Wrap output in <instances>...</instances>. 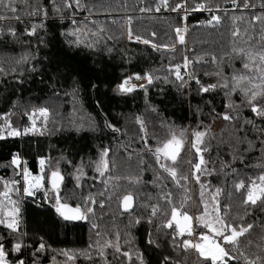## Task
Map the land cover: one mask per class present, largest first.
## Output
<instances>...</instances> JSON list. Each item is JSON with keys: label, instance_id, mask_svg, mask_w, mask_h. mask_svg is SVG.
<instances>
[{"label": "snow or ice", "instance_id": "1", "mask_svg": "<svg viewBox=\"0 0 264 264\" xmlns=\"http://www.w3.org/2000/svg\"><path fill=\"white\" fill-rule=\"evenodd\" d=\"M21 4L26 8L25 16L21 15ZM122 7L127 9L128 6L125 3ZM138 11L142 14L176 13V23L170 25L173 43H156V32L151 33V39L141 36L132 27L135 18L131 15L122 18V23L115 17L108 20L112 9L102 0H0V40L5 44L23 45L22 37L35 39L34 51H26L19 57L0 54V86L11 90L10 95L3 97L11 108L0 123V141L83 132L93 133L101 141L111 137L107 145L100 143L96 147L95 155L80 156L78 161L61 153L53 163L51 157L41 155L38 176L29 170L22 153L8 150L7 162L0 163L3 169L0 175V264H42V258L49 254L51 264H76L80 259L86 264H151L148 253L158 250V264H264V0H223V4L218 0L211 3L196 0L194 4L189 0H139ZM196 12L210 15L206 21L192 27L215 29L223 26L225 20L231 21L230 50L219 58L211 55L210 62L216 69L204 73L214 77V81L202 80L196 70V65L202 64L209 54L190 57L187 53L188 17ZM100 15L105 16V20H100ZM11 21L24 27L14 26ZM112 25H119L118 35L111 31ZM60 37L68 50H74L77 56L83 54L85 61L93 60L95 68L90 73H81L67 64L64 65L67 72L61 73L58 65L51 82L45 81L40 50ZM123 39L143 44L154 52H161L162 56L170 54L167 74H158L159 69L123 71L110 83L103 79L109 63H115L114 52L117 51L115 43L109 41ZM178 51L184 53L182 64H173L171 61ZM119 55L121 67L125 62L132 63L123 48L119 49ZM236 61L240 62V68L236 67ZM228 69L231 72L226 75ZM37 76L41 83H48L54 90L59 81L64 80L60 86L71 88V92L65 91L64 95L71 96L73 102H79L81 90L94 92L99 119L89 117L87 126L72 122V126L67 127L52 115L49 107L25 103L22 97H16L17 89L22 90ZM106 83L107 90H102ZM161 84L174 89L181 104H187L195 127L190 124L188 128L177 130L162 119L160 126L168 128L169 136L163 142L157 139L153 147L146 123L140 116L135 117L138 138L132 137L109 118L103 100L119 97L126 103L127 98H136L133 94L139 89L147 104L151 88L165 92ZM54 95L60 93L54 91ZM151 111L160 115L154 106ZM14 113L21 117L19 126L9 118ZM37 118H40L39 126ZM207 119L213 123L224 122L226 130L217 137L211 133V124L205 123ZM125 136L127 141L121 139ZM113 141L123 148L128 160L133 155L137 157L135 175H114L119 163L112 151ZM188 153L192 154L191 158ZM256 153L257 163L249 164L247 161ZM61 163L73 170L75 187L82 190L75 205L61 195L64 182ZM183 165H187V169ZM148 171L153 175V187L159 191L155 200L147 194L137 205L134 203L137 194L128 190L121 192L119 180H126L134 188L146 185L147 181H142L140 174ZM242 173L246 178H242ZM219 174L234 178L232 191L212 186L208 178ZM88 181H91L90 188L99 185L103 190L83 195ZM193 182L199 186V203L203 205L198 216L184 210L187 186ZM172 188L183 193L179 204ZM221 196L225 197L223 203ZM234 197H238L239 203L235 214ZM28 198H32L31 202L37 207L47 205L66 228L87 224L90 232L87 247L56 249L43 235H38V230H29L24 216ZM114 200L117 210L112 215H119L124 227L121 229L113 220V229L109 230L102 227L100 221L104 220ZM97 208L102 213L99 216ZM134 230L144 232L142 246L137 245ZM165 246L171 247L176 258L163 254Z\"/></svg>", "mask_w": 264, "mask_h": 264}, {"label": "trees", "instance_id": "2", "mask_svg": "<svg viewBox=\"0 0 264 264\" xmlns=\"http://www.w3.org/2000/svg\"><path fill=\"white\" fill-rule=\"evenodd\" d=\"M34 2V0H33ZM46 2V0H42ZM102 2L107 6L110 5L112 9V16L107 17L111 20L115 17L117 20L123 22V16L125 14L134 15L133 29L141 36L148 37L151 39V33L156 32L155 42L158 44H172L174 33L170 25H175L177 16L176 14L167 13L164 15H137L139 0H102ZM151 2V0H149ZM175 2V0H173ZM196 0H189V3H195ZM201 2L211 3L212 0H201ZM218 2L223 4V0H218ZM127 4V9L122 7L123 4ZM136 6V7H134ZM26 8L21 4V15L25 16ZM100 20H105V16L100 15L98 17ZM208 17L199 14H193L188 17L189 32L186 35V45L187 53L190 57H194L197 54L208 53L204 57V61L200 65H196V70L199 73L202 80H213L212 76H205L204 73L207 71L209 73L214 72L216 66L212 64L211 55H216L218 58L230 50L232 46V41L230 37V20H225L223 26L219 28H208V27H192L193 25H198L203 21H206ZM7 23V22H6ZM14 26L23 28L24 25H16L15 21H11ZM63 30V29H61ZM119 25H112L111 31L115 34H119ZM24 44L21 45L17 43L15 45L5 44L4 41L0 40V54H6L10 57H19L26 51L35 50V39L22 37ZM110 44L115 43L117 49L114 52L115 63H109L106 68V73L102 76L103 79L109 83L115 78V76L121 74L123 71L128 72H140L159 69L160 75L167 74L166 70L169 65V59L167 58L170 54L162 53L157 51L154 52L151 48L143 45L127 42L126 39L119 41H109ZM178 48L182 46L177 45ZM15 49L14 51L12 49ZM123 48L129 57L132 58V63L125 62L121 67L119 49ZM40 58L42 60V71L44 72L45 81L51 82V78L57 73V66L59 65V71L61 73H66L67 69L64 65H71L73 68L78 69L81 73H90L95 65L93 60L90 58L87 61L83 59V54L77 56L74 50H68L67 45L63 43V38L60 37L59 40H53L48 47L42 48L40 50ZM183 51H178L175 54L172 63L182 64ZM108 58L105 57V60ZM236 67L240 68L241 64L236 61ZM8 67L7 64L3 65ZM230 69L226 71V75H229ZM174 79V76L171 77ZM65 83L64 80H60L57 84L55 90L48 86V83H41L40 77L37 76L35 81H29L26 83L22 90L19 88L16 92V97H22L25 103H31L36 106H47L52 110V115L57 120H62L65 126L71 127L72 122L77 124L83 123L87 126L88 118H96L97 111L96 103L97 97L91 90L84 92L81 90L79 93V102H73L71 96H65L64 92H71V88L65 89L60 85ZM70 84L71 81L69 80ZM161 87L165 88L164 93H159L156 88H151L148 103H145V98L143 93L138 89L137 93L133 95L136 97L132 99L127 98V102L117 97L116 99L105 98L103 100L104 108L107 109V115L113 122H118L121 126L122 131H126L132 137H137L138 125L135 122V117L140 116L146 123V127L149 134V140L153 147H155L157 139L163 142L169 136L168 128L161 127V120L167 121L169 124H173L177 130L180 128H188L192 124V117L189 113L187 104H181L180 98L177 96L174 89L170 86L161 84ZM102 90H107V83L103 86ZM54 91L60 93L59 96L54 95ZM11 90H5L3 86H0V121L2 123L3 116L5 113L10 111V104H6L3 97L10 95ZM16 97H13L15 99ZM238 101V97H237ZM156 107L160 115L151 111V107ZM11 120L16 118L17 126L21 125V117L19 113H14L9 117ZM206 124H211V133L215 134L217 137L220 136L222 130H226V125L224 122L217 120L214 123L207 119ZM191 129H189L190 131ZM138 138V137H137ZM122 140L127 141L128 137H121ZM111 140V137H105L103 141L96 138L93 133L83 132L79 135L75 133H63L54 136H29L23 139L17 138L15 142H3L0 141V163H6L9 156L8 150L11 149L12 152H20L23 154V158L28 161L29 170L33 175H37L40 167L38 160L41 155L45 157H51L53 163L59 159L61 153L66 156L74 157L79 160L80 156H92L95 155L96 147L100 143L107 145ZM215 144V141H213ZM134 147H139V145H133ZM112 151L116 154V159L118 160L119 166L114 173L117 176H126L128 174L135 175L137 173V157L133 155L131 160H128L127 155L124 154L123 148L118 147L113 141ZM215 147L213 148V158H215ZM185 153L182 152L181 156ZM223 155V154H222ZM207 158V154H205ZM256 156L258 153L253 154L247 161L249 164L257 163ZM188 157L191 158L192 154L188 153ZM226 158V157H225ZM151 160V157H148ZM187 169V165H183ZM242 167V166H239ZM61 171L64 176V182L61 185V195L67 196L68 202L75 205L80 200L81 189L75 187L76 181L73 179L71 173L72 169L68 168L66 165L61 163ZM257 172L259 170H256ZM3 174V169L0 168V175ZM9 176L11 172L9 171ZM142 181H147L146 185H141L139 187H132L128 185L127 181L124 179L119 180L120 191L125 190L135 192V204H139L145 199L147 194L153 196V200L156 198V194L159 189L153 187L152 180L153 175L151 171L141 173ZM242 178L244 174L242 173ZM211 181L213 187L219 186L225 189V191H232L233 177L225 176L224 174L214 175L208 178ZM91 181L85 184L83 189V195H88L89 192L96 194L103 189L101 186L97 185L94 188H90ZM188 199L185 202L184 210L194 215H199L202 212L203 205L199 203V186L193 183H189L188 186ZM175 196L176 203L179 204L183 193L175 188H172ZM39 196V195H38ZM97 199L100 197L97 196ZM32 198H28L25 204V220L26 227L29 230H38V235H43L45 240L56 249H81L86 248L89 243V226L87 224H81L76 227H64L63 222L59 221L56 217L55 212L50 209L47 205H41L37 207L36 204L31 202ZM222 203L225 201V197L221 196ZM39 203V201H37ZM239 209L238 197L233 199V213L235 214ZM117 210V203L114 200L111 203L110 208L106 215H104V220L100 221L102 227H107L109 230L113 229L112 221L114 220L116 225L123 229L124 225L120 223L121 217L119 215L113 216ZM139 210V209H137ZM101 210L97 208V215H101ZM192 215V214H191ZM257 231H259L257 229ZM135 237L137 240V245L142 246L144 240V232L139 230H134ZM32 233L30 232V235ZM141 250L145 249L141 247ZM163 254H171L173 258H176V253L172 251L170 246H165L163 248ZM160 251L149 252L147 258L151 260V264H158ZM58 259L63 260V257ZM194 259V255L192 257ZM42 264H51V254L42 258ZM71 264V262H69ZM76 264H86L83 259L76 261Z\"/></svg>", "mask_w": 264, "mask_h": 264}, {"label": "built area", "instance_id": "3", "mask_svg": "<svg viewBox=\"0 0 264 264\" xmlns=\"http://www.w3.org/2000/svg\"><path fill=\"white\" fill-rule=\"evenodd\" d=\"M168 12H162V13H145L146 15H164V14H167ZM171 14H176V13H171ZM193 14H199V15H203V16H205V17H208L210 14L208 13V12H196V13H192L191 15H193ZM129 15H131V14H125L124 16H123V18L124 17H126V16H129ZM137 15H144V14H142V13H138ZM131 16H133L134 17V15H131ZM186 39V38H185ZM134 83H139V82H135V81H133Z\"/></svg>", "mask_w": 264, "mask_h": 264}, {"label": "rangeland", "instance_id": "4", "mask_svg": "<svg viewBox=\"0 0 264 264\" xmlns=\"http://www.w3.org/2000/svg\"><path fill=\"white\" fill-rule=\"evenodd\" d=\"M127 42H128V41H127ZM37 119H38V126H39V119H40V118H37ZM16 120H17L16 118H13V119H12V121H14L15 124H17V121H16ZM0 123H1V121H0ZM38 175H40V170H39L38 174H37V175H34V176H38ZM38 195H39V194H38ZM202 211H203V208H202ZM191 214L194 215L192 212H191ZM199 215H200V214H199ZM196 216H198V215H196Z\"/></svg>", "mask_w": 264, "mask_h": 264}, {"label": "water", "instance_id": "5", "mask_svg": "<svg viewBox=\"0 0 264 264\" xmlns=\"http://www.w3.org/2000/svg\"><path fill=\"white\" fill-rule=\"evenodd\" d=\"M134 203H135V201H134ZM189 215H191V214H189Z\"/></svg>", "mask_w": 264, "mask_h": 264}]
</instances>
